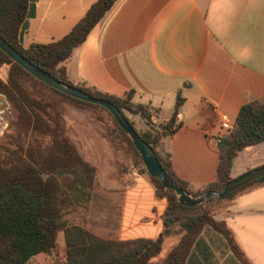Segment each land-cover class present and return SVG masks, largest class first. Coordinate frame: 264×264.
<instances>
[{
    "label": "crops",
    "instance_id": "crops-1",
    "mask_svg": "<svg viewBox=\"0 0 264 264\" xmlns=\"http://www.w3.org/2000/svg\"><path fill=\"white\" fill-rule=\"evenodd\" d=\"M96 1L37 0L24 48L62 39ZM61 65L75 84L114 96L134 91V103L156 111L154 125L171 118L181 91L180 128L162 146L176 177L204 189L217 181L219 141L245 105L264 99V0H116ZM134 121L145 128L139 117ZM260 145L248 149L258 153L251 164L245 163L248 154L239 160L246 149L238 154L233 177L264 165ZM106 147L96 140L83 154L95 164L98 149L104 150L110 166L100 179L118 174ZM120 184L103 189L119 198L108 200L101 221L106 235L99 237L156 241L164 232L166 201L145 176L128 174ZM215 218L227 224L251 264H264V184L243 189Z\"/></svg>",
    "mask_w": 264,
    "mask_h": 264
},
{
    "label": "trees",
    "instance_id": "trees-1",
    "mask_svg": "<svg viewBox=\"0 0 264 264\" xmlns=\"http://www.w3.org/2000/svg\"><path fill=\"white\" fill-rule=\"evenodd\" d=\"M36 2L0 0V36L26 60L59 81L115 104L140 137L154 149L169 177L187 195L198 198L207 191L221 192L233 179L230 173L238 154L264 142L263 99L245 105L233 129L219 141L221 163L217 181L204 189H191L176 177L170 154L162 146L163 139L173 136L180 128L177 120L184 103L181 91L171 118L156 128L152 122L156 111L149 105L134 103V91L114 96L81 83L75 84L61 65L87 40L116 0H97L62 39L24 48L23 34L28 29L29 19L35 16ZM5 68L8 72L6 81L0 79V93L6 96L14 119L0 141V264H29L35 256L51 255L58 247L60 232L64 233L66 246L65 262L61 264H151L161 253L165 240L173 236L181 238L162 264H217V253L225 257L226 264H251L224 221L202 210L203 204L192 208L181 205L174 191L165 189L159 179L150 175L158 195L165 191L176 197H168L164 232L156 241L104 240L82 226L68 225L63 220L67 211L76 207L88 209L97 168L81 156L65 132L63 112L66 104L92 110L104 125L105 137L110 140L115 155L123 158L125 148L147 172L145 165L129 136L105 108L73 98L41 82L0 49V71ZM101 111L109 114L113 124L100 116ZM126 112L139 117L145 128L137 129ZM124 163L123 159L118 161L122 175L127 174ZM258 184H264V177L240 187L220 203H228L243 189ZM196 210L202 211L200 215L183 223L175 218L178 213ZM176 225L178 229L175 230Z\"/></svg>",
    "mask_w": 264,
    "mask_h": 264
},
{
    "label": "rangeland",
    "instance_id": "rangeland-1",
    "mask_svg": "<svg viewBox=\"0 0 264 264\" xmlns=\"http://www.w3.org/2000/svg\"><path fill=\"white\" fill-rule=\"evenodd\" d=\"M7 72H8L7 68L0 71V79L1 80L6 81ZM0 108H1V110H0V141H1L5 135L6 130L9 127L10 121L14 119V114L11 111L9 102H8V104L3 103L0 106ZM99 114L107 122L113 124L112 119L108 113L101 111ZM125 114L128 116L129 119H131L133 121H134V118H137V117H133L128 112H126ZM135 124H136L137 129H140V130L144 129L139 124V122H135ZM162 124H163V122L160 123L159 125L155 124L154 126L157 128V127H160ZM63 125L65 128L66 134L74 142L79 153L81 154V156L84 159H85V157L83 156V154H85L86 151H88L90 149L89 145H91V143L93 141H96V140L105 141L109 144V146H111L110 140L105 137L106 132H105L104 125L99 120H97V118H96V116L92 110L79 109L73 105L66 104L64 106V112H63ZM263 143L264 142L260 143L261 145L260 144H257V145H260L259 147H264ZM124 146L127 147L126 144ZM254 146H256V145H254ZM111 147H109V148L106 147L105 150L108 152V150L112 149V151L115 154V151ZM251 147H253V146H251ZM251 147L246 148V150L244 149L245 152H243V154H241L239 156L240 157L239 160H241L244 158L242 156H246V154H248L246 156L247 159L245 161L246 165L254 162L255 158L258 156V153L256 150L252 149V150L248 151V149H250ZM124 151L125 152L122 155V156H124L123 158H118L115 155V157H116L115 163L116 164H113V167H114V165L116 167H118V174L109 175V178L107 177V179L105 177H104V179H100L102 173L105 174L106 169H109V166H110L109 165L110 160L108 162L107 155L105 154L104 150H101L100 148L98 149L97 155H99V158H98L99 161L95 164H93V163H91L85 159L87 162H89L90 164H92L93 166H95L97 168L96 182L94 184V188H93L92 196H91V200L93 198V205L90 208V204H89V207L87 210H83L79 207H76L74 209L72 208L69 211H67L63 220H65L68 225L82 226L86 230H88L89 232L94 234L96 237H99L100 235H102V233L105 236L106 235V230H105L106 228L101 227L102 226L101 221L105 220L107 217V214H106L104 209L106 207V204L108 203V200L113 202L119 198L117 194H112L110 191L106 192L105 190H103V189H105V187L109 188V186L119 185L121 182L124 181V179H126L128 177V174L134 175V177H136L138 175L145 176L146 179L149 180L151 182V184L155 187L153 181L150 179L148 172H144L143 166L138 161H136V162L134 161L135 159H134L133 155H131V153H129L128 150H125V148H124ZM99 152H100V154H99ZM252 154H253V156H252ZM236 158H235V160H236ZM120 159H121V161L123 159L125 162L124 166L127 170L126 175H122L119 171L118 161H120ZM235 160H234V162H235ZM234 162H233V165H234ZM239 170H241V172H242V169H239ZM250 170H253V169H246L243 173L250 171ZM243 173H240L237 171L236 175L240 176ZM230 176L233 179L236 178V177H233L231 175V173H230ZM108 193H110V194H108ZM159 195H161L162 198L166 201V205H167L166 210L168 209V206H169L168 197H172L173 199L176 198L172 192L163 191V192L159 193ZM216 199H217V197H213L210 201L208 200L205 203H203V209H202L204 211H209L211 214L214 215V217H216L218 214H220V212L224 209V207L226 205V203L216 202ZM90 203H91V201H90ZM90 210H92V211H90ZM111 211H113V207H112ZM201 212L202 211H200V210H196V211H190V212L185 213V214H179L178 213L175 216V218L180 223H183L186 219H190L192 217L200 215ZM112 216H113V214H112ZM107 223H109V222H107ZM110 223H113V219L110 221ZM174 229L175 230L178 229V225H176V227L174 226ZM204 236H207L206 233ZM99 238H101V237H99ZM180 238H181L180 236H173L172 238H167L164 242L161 253L157 257H155L151 260V264H162L163 261L167 258L170 251L177 244V242L179 241ZM206 238L208 239V237H206ZM101 239L107 240L105 238H101ZM108 240H110V239H108ZM57 241H58V247L51 253V255L40 254L38 256H35L29 262V264H61L62 262H65L66 246H65V238H64L63 232L59 233ZM113 241H118V240H113ZM215 260H216L217 264H226L224 262L225 257H222L219 253L216 254Z\"/></svg>",
    "mask_w": 264,
    "mask_h": 264
},
{
    "label": "water",
    "instance_id": "water-1",
    "mask_svg": "<svg viewBox=\"0 0 264 264\" xmlns=\"http://www.w3.org/2000/svg\"><path fill=\"white\" fill-rule=\"evenodd\" d=\"M0 49L15 63L20 65L23 69H25L27 72H29L32 76H34L41 82L66 95H69L78 100L101 106L105 108L108 112H110V114L115 119L116 123L129 136L133 145L136 147L148 174L151 177L159 179L165 189L174 191L178 197L179 203L183 206L189 208L196 207L200 204L205 203L208 200L210 201L213 197H217L216 202H221L240 187L254 180L264 177V166H261L253 170L247 171L242 175L232 179L221 192L207 191L198 198L189 196L169 177V175L159 163L154 149L140 137V135L135 131V129L132 127V125L129 123V121L126 119V117L122 114V112L117 108L115 104L108 100L93 97L92 95L76 88L75 86H70L59 81L58 79L54 78L50 74L46 73L39 67L26 60L1 36ZM3 103L8 104V100L5 95L0 94V106Z\"/></svg>",
    "mask_w": 264,
    "mask_h": 264
}]
</instances>
